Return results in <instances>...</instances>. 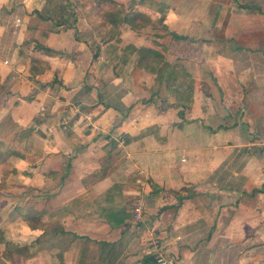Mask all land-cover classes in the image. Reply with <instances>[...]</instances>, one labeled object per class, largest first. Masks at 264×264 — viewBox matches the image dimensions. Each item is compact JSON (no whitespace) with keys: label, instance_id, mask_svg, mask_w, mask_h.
Returning <instances> with one entry per match:
<instances>
[{"label":"crops","instance_id":"crops-1","mask_svg":"<svg viewBox=\"0 0 264 264\" xmlns=\"http://www.w3.org/2000/svg\"><path fill=\"white\" fill-rule=\"evenodd\" d=\"M50 1L0 0V83L18 92L0 104V118L11 115L19 130L33 122L14 140L30 150L31 215L56 223L48 264H157L158 251L173 264H264V0H149L140 8L153 18L148 5L166 6L169 34L194 36V60L172 62L194 78L187 120L175 105L145 102L159 76L128 49L117 56L115 44L102 51L112 39L92 47L75 29L47 28ZM153 44L144 46L165 57L169 47ZM117 62L132 64L122 92L121 73L103 71ZM25 68L29 77L19 74ZM31 79L41 86L26 97ZM150 184L147 196L160 207L149 222H134L133 203ZM29 228L39 236V226Z\"/></svg>","mask_w":264,"mask_h":264},{"label":"rangeland","instance_id":"rangeland-1","mask_svg":"<svg viewBox=\"0 0 264 264\" xmlns=\"http://www.w3.org/2000/svg\"><path fill=\"white\" fill-rule=\"evenodd\" d=\"M136 1H142L143 3L141 2L142 4L139 3V5H136ZM147 1L149 0H114L115 3H119L121 6L107 3V5H104V9H98L94 6L91 0H51L49 5L44 7L45 11L43 14L44 16L47 14L50 17L53 16V22H48L47 28L51 27V23H56L63 19L65 20V23H61L59 25L60 28L65 26V28L71 30L75 29V39L78 40L82 38L84 40H90V44L93 47V44L95 43L99 44L101 41L103 43L106 42L99 39L95 40L93 36L95 31L99 33L100 38L102 34L106 35L108 32H110V18L108 15H106V13H109L112 9L116 10L118 8H120V10L122 8V13L129 10L139 11L141 10L140 8L147 5ZM161 6L162 8L166 7L163 5ZM148 7L151 9L148 8L144 10L153 16L150 23L141 29L135 30L129 28L127 24L119 22L117 34H115L116 37L112 38V42L106 43V46L102 51L109 52V46L111 44H115V46L119 47L117 49L119 51L117 56H119L120 54L122 55L123 52H126V47L129 44L144 46V43H155L158 46L159 44L163 45V48L165 46L170 48L171 45L170 49L165 48L166 58L164 57V60H162L160 63L159 68L161 69V77H155L156 80L151 85V88L149 90H145V97L151 98V102L148 104L153 105L157 110H161L164 105H166V107H170L171 105H175L177 108L179 107L178 119L187 120L185 119V115H183L182 112L186 110L188 113L191 112L190 108L192 103H194L192 102L191 93L192 89H194V78L191 72H189L188 77L183 72L182 74L180 72V66L178 65V68L176 69L174 66H172V62L175 59H177V61L174 62L178 64H180V61H178L179 59L194 60V57L192 56L194 55V48L191 47L194 46V36L187 37L185 40L174 38L171 36V34H169V27H167V24L165 23V17L163 16L165 15L163 10L164 8H161V11L158 10L157 12L156 9L160 6L148 5ZM153 10H155L156 13H153ZM84 17L87 18V21L91 26L86 30L81 27L84 26ZM175 22L176 21L170 22L172 23L171 28L175 27ZM192 24L194 27V21H192ZM78 25L82 28V31L77 30ZM189 25L186 24L187 27ZM191 32H193V29H191ZM63 40L64 43L67 42V40L73 41V31L72 33L68 32L66 35H64ZM101 55L104 54L102 53ZM109 55L111 56L112 54ZM133 55L136 56L135 54ZM132 58L135 57L132 56ZM130 66H132L131 63H124L122 66L119 62H117L112 69L110 68L109 64V67L103 70L106 72V74L108 72L109 76H112L114 72L121 73V77L126 79L124 83L125 88L124 86H120L119 88L121 89L119 92L126 91V88L129 87V79L132 74V69L130 71ZM90 73L93 74L92 71ZM19 74L22 77H29L26 68ZM30 81H32V84L30 83L29 85L32 86V88L26 97H29L34 93L36 86H41L38 81H34L33 79ZM157 81L160 82L158 83ZM163 81H173L175 84H170L172 85L170 87L167 85V88V83ZM0 84V104L2 103V105L5 106L14 103L16 93L18 94L16 89L14 91L12 84L6 81L1 82ZM176 85L180 88L177 89ZM9 93H11V96H9ZM179 95L181 96L180 101L176 100L177 96ZM1 99L4 100L1 101ZM7 99H9V103L5 102ZM221 104L225 106L226 111L229 110V107H226V103L222 102ZM151 108L153 109V107ZM12 118L13 117L11 115L0 118L3 119L0 122V264H48V256L51 255L48 254V250L50 247H52V239L51 237L47 238V234H49L51 230L56 227V223H54V220L50 221L49 223V221L46 220L48 216L43 214V212H41L39 215H36L35 220H29L28 217L32 216L31 214H33L31 208L32 206L34 207V203H32L33 199L30 195L32 193L30 188L31 185L29 183L31 174V156L29 154L30 150L24 149L21 144L15 142L14 140L15 136H20L22 134L28 135L33 122H29L25 127H22V129L19 130L15 129L20 127L14 126L15 122H12V120H14ZM6 122L11 123V126L9 125L10 127H5L4 124ZM4 131L8 132L9 134L6 136ZM187 154L190 157L194 156L191 155V153H188V151L186 155ZM188 160L190 159L188 158ZM180 162L187 164V161L184 159H180ZM183 171L192 173L188 166H184ZM152 189H155L154 184H150V189H146L144 191L142 197L143 200L146 201L145 211L140 220L135 219L132 214V220L134 222H149L153 217V214H155L154 212L158 207H160L161 201H159V199L154 200V195L151 199L147 196L148 193L152 192ZM45 199L46 198H42V202L37 204V209L41 208V203L43 204L42 208H45ZM152 206L153 208L150 209ZM144 217L146 218L145 220H143ZM147 225L149 226V224ZM31 226L40 227V233L38 237L31 236V232L29 231V227ZM55 251L56 250H53V252Z\"/></svg>","mask_w":264,"mask_h":264},{"label":"trees","instance_id":"trees-1","mask_svg":"<svg viewBox=\"0 0 264 264\" xmlns=\"http://www.w3.org/2000/svg\"><path fill=\"white\" fill-rule=\"evenodd\" d=\"M91 2L94 4V6L98 9H104V5H107V3L110 4H116L117 6H121V4L119 3H115L114 0H91ZM34 12H36V10H33ZM122 8L120 10V8L116 9V10H110L109 13H106V15H108L109 22L111 24V27L109 29L110 32H108L106 35L102 34L101 35V40L103 41H108L110 39H112L113 37H116L115 34H117V29L119 26V22L121 23H125L129 26V28L131 29H141L142 27H144L145 25H147L148 23L151 22V18L140 11H135V10H129L126 12H121ZM42 18H44L43 16H41ZM61 23H65V20H61L59 22L54 23L55 25H60ZM172 36L174 38H181L182 36H179L175 33H171ZM44 48V50L46 51H50V48H48L47 46H41ZM163 47V46H162ZM126 49H128L131 53H134L137 57V63L139 67H143L145 70L152 72V73H156L157 76H161V69L160 67V63L162 60H164V55L156 49H152L150 47L147 46H135L133 44H129L127 45ZM38 60H33V64L31 67V72L35 73L37 72L38 66L35 67V65L38 63ZM41 71V70H40ZM146 103L151 102V98H148L145 100ZM15 153V152H13ZM34 215L29 216V220H35Z\"/></svg>","mask_w":264,"mask_h":264},{"label":"built area","instance_id":"built-area-1","mask_svg":"<svg viewBox=\"0 0 264 264\" xmlns=\"http://www.w3.org/2000/svg\"><path fill=\"white\" fill-rule=\"evenodd\" d=\"M62 124L65 125L66 121L63 120ZM144 211H145V202L141 198L135 200L133 203V210H132L133 217L137 220H140L143 216ZM152 244L155 246L153 242ZM151 251H153V249ZM155 260L157 264H173L174 263L173 258L166 257L161 251L156 252Z\"/></svg>","mask_w":264,"mask_h":264}]
</instances>
